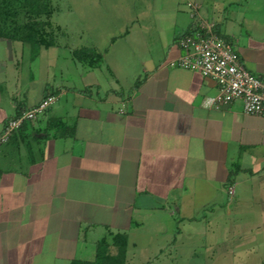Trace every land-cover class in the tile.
<instances>
[{"label":"crops","instance_id":"1","mask_svg":"<svg viewBox=\"0 0 264 264\" xmlns=\"http://www.w3.org/2000/svg\"><path fill=\"white\" fill-rule=\"evenodd\" d=\"M189 2L264 80V0H99L96 67L58 40L34 56L0 38V132L57 96L0 148V264L91 261L116 233L126 264H184L230 238L233 214L264 217V117L208 107L217 82L170 66Z\"/></svg>","mask_w":264,"mask_h":264},{"label":"built area","instance_id":"2","mask_svg":"<svg viewBox=\"0 0 264 264\" xmlns=\"http://www.w3.org/2000/svg\"><path fill=\"white\" fill-rule=\"evenodd\" d=\"M187 5L193 20L192 31L179 37L178 45L184 54L170 66L199 72L217 82V94L207 99L208 107L224 108L241 100L246 114L264 117V80L247 70L233 46L215 32L212 23L201 17L197 4ZM56 100V95L49 94L8 120L0 132V148L25 123L46 114ZM228 194L233 197L234 188L230 187Z\"/></svg>","mask_w":264,"mask_h":264},{"label":"rangeland","instance_id":"3","mask_svg":"<svg viewBox=\"0 0 264 264\" xmlns=\"http://www.w3.org/2000/svg\"><path fill=\"white\" fill-rule=\"evenodd\" d=\"M65 1L67 0L52 2L55 9L52 21L61 24L67 34L66 36L60 34L57 38L58 43L69 50L85 47L99 52V46L103 47L102 42H99V0H69L74 6L71 9ZM63 54H68V51H63ZM21 64L24 67L28 64L27 53L21 60ZM72 75H74L73 71ZM228 227L232 232L221 234L230 237L225 243L209 250L204 249L203 244H200V248L197 249L198 256L186 258L187 261L184 264H262L264 262V217L233 214L228 219L226 228Z\"/></svg>","mask_w":264,"mask_h":264},{"label":"trees","instance_id":"4","mask_svg":"<svg viewBox=\"0 0 264 264\" xmlns=\"http://www.w3.org/2000/svg\"><path fill=\"white\" fill-rule=\"evenodd\" d=\"M52 2V0H0V38L30 45L34 56L42 47L55 46L57 36L62 33V29L52 21L55 10ZM214 30L232 45L215 27ZM191 31L192 29L186 34ZM73 57L89 67L99 66L103 61L100 52L85 47L73 49ZM51 94L56 95V93ZM126 261L127 241L123 239V234L116 233L97 241L93 260L76 259L72 264H126Z\"/></svg>","mask_w":264,"mask_h":264}]
</instances>
